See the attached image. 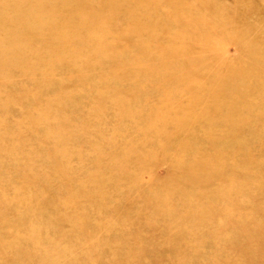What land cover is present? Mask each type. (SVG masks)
Masks as SVG:
<instances>
[{
    "label": "rangeland",
    "instance_id": "rangeland-1",
    "mask_svg": "<svg viewBox=\"0 0 264 264\" xmlns=\"http://www.w3.org/2000/svg\"><path fill=\"white\" fill-rule=\"evenodd\" d=\"M0 264H264V0H0Z\"/></svg>",
    "mask_w": 264,
    "mask_h": 264
}]
</instances>
